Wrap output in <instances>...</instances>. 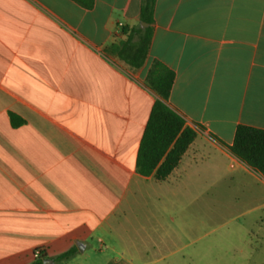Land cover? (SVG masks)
<instances>
[{"label": "crops", "instance_id": "0c3cea01", "mask_svg": "<svg viewBox=\"0 0 264 264\" xmlns=\"http://www.w3.org/2000/svg\"><path fill=\"white\" fill-rule=\"evenodd\" d=\"M141 6L0 0V264H264V176L231 152L264 130V0H157L135 69L108 48ZM154 61L197 134L165 181L137 167Z\"/></svg>", "mask_w": 264, "mask_h": 264}, {"label": "trees", "instance_id": "16d2710c", "mask_svg": "<svg viewBox=\"0 0 264 264\" xmlns=\"http://www.w3.org/2000/svg\"><path fill=\"white\" fill-rule=\"evenodd\" d=\"M72 1L88 10L95 6V0ZM156 2L157 0H142L141 20L149 25L148 28H135L132 31V39L108 48L111 55L118 56L135 69L144 65L149 53ZM135 35L138 36L136 41ZM175 80L176 74L173 70L159 61L153 62L148 72L147 84L159 99L152 109L141 142L137 167L143 176H150L155 172L156 179L160 181H165L171 175L197 138L196 132L186 126L184 118L167 104ZM231 152L240 161L264 176V130L238 126ZM74 253L68 252L59 259L68 260ZM33 264H43V262L36 261Z\"/></svg>", "mask_w": 264, "mask_h": 264}, {"label": "rangeland", "instance_id": "374dc122", "mask_svg": "<svg viewBox=\"0 0 264 264\" xmlns=\"http://www.w3.org/2000/svg\"><path fill=\"white\" fill-rule=\"evenodd\" d=\"M261 257H260V259H259V263H262V262H264V249L262 250V253H261V255H260ZM257 261V259H255V262Z\"/></svg>", "mask_w": 264, "mask_h": 264}, {"label": "water", "instance_id": "95a60500", "mask_svg": "<svg viewBox=\"0 0 264 264\" xmlns=\"http://www.w3.org/2000/svg\"><path fill=\"white\" fill-rule=\"evenodd\" d=\"M143 25H145V26H148V24H147V23H143ZM44 264H46V263H44Z\"/></svg>", "mask_w": 264, "mask_h": 264}]
</instances>
